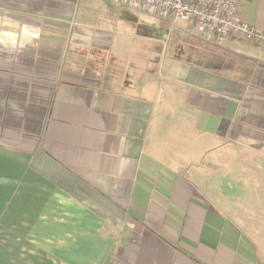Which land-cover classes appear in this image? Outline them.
<instances>
[{"label":"crops","instance_id":"1","mask_svg":"<svg viewBox=\"0 0 264 264\" xmlns=\"http://www.w3.org/2000/svg\"><path fill=\"white\" fill-rule=\"evenodd\" d=\"M105 2L0 0V264H263L199 172L264 164V50L161 25L140 59Z\"/></svg>","mask_w":264,"mask_h":264},{"label":"rangeland","instance_id":"2","mask_svg":"<svg viewBox=\"0 0 264 264\" xmlns=\"http://www.w3.org/2000/svg\"><path fill=\"white\" fill-rule=\"evenodd\" d=\"M105 3H107L108 14H118L127 24H131L134 33H138L140 59L147 53H154L155 58L161 56L164 58L165 54L167 56L171 54V45H169L166 52V46L162 43L141 38V33H147L154 38L156 37L157 27L161 25L169 26L170 23L165 17L132 10L117 0H106ZM117 9L121 10L122 13H117ZM181 24L186 25L185 22H181ZM149 26H154L156 30L148 29ZM189 38L191 40L193 36ZM206 43L213 46H218L216 44L219 43V47L221 45L218 41H206ZM195 48L197 52L186 55V58L221 71H228L230 66L227 68V65L232 64V61L226 59L227 53L223 55L225 57L224 61L216 63L215 58L210 55L209 48L201 45H195ZM229 58L237 60L236 57L230 56ZM141 63L142 61L139 64ZM235 159L236 164L200 165L202 172L199 173L204 177L210 176L212 178L211 181L204 182L202 187L204 192L212 196L226 210L239 238L252 244L251 251L264 264V164H239L241 159L238 153H235Z\"/></svg>","mask_w":264,"mask_h":264},{"label":"built area","instance_id":"3","mask_svg":"<svg viewBox=\"0 0 264 264\" xmlns=\"http://www.w3.org/2000/svg\"><path fill=\"white\" fill-rule=\"evenodd\" d=\"M132 10L161 15L170 29H183L203 41L241 37L264 50V30L244 20L241 0H117ZM185 22L186 25L181 24Z\"/></svg>","mask_w":264,"mask_h":264}]
</instances>
